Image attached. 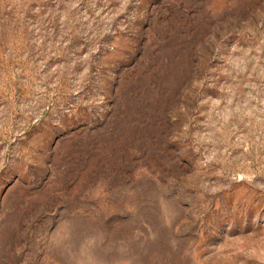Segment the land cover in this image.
Instances as JSON below:
<instances>
[{
    "label": "rangeland",
    "instance_id": "374dc122",
    "mask_svg": "<svg viewBox=\"0 0 264 264\" xmlns=\"http://www.w3.org/2000/svg\"><path fill=\"white\" fill-rule=\"evenodd\" d=\"M0 264H264V0H0Z\"/></svg>",
    "mask_w": 264,
    "mask_h": 264
}]
</instances>
